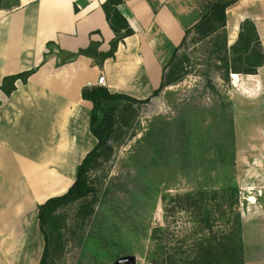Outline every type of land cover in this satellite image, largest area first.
<instances>
[{"label": "crops", "instance_id": "1", "mask_svg": "<svg viewBox=\"0 0 264 264\" xmlns=\"http://www.w3.org/2000/svg\"><path fill=\"white\" fill-rule=\"evenodd\" d=\"M19 1L17 9L0 11V84L4 77L36 71L26 84L16 82L9 97L0 93V264H39L45 242L38 206L71 187L96 143L82 89L103 77L110 93L152 98L184 32L200 15L186 0H126L118 10L134 34L98 68L76 53L90 41L100 42L101 52L109 50L114 35L102 10L105 0ZM192 12L198 14L188 17ZM246 20L264 53V0H240L226 11L228 46ZM238 81L239 119L250 130L249 145L239 154L240 186L263 187L240 211L242 256L244 264H264V176L248 179L253 159L260 158L254 163L264 175V63Z\"/></svg>", "mask_w": 264, "mask_h": 264}, {"label": "rangeland", "instance_id": "2", "mask_svg": "<svg viewBox=\"0 0 264 264\" xmlns=\"http://www.w3.org/2000/svg\"><path fill=\"white\" fill-rule=\"evenodd\" d=\"M186 1L200 12L209 0ZM203 53L187 39L176 53L183 63L176 82L147 104L121 108L119 130L88 174L97 189L92 214L80 218L78 204L57 212L48 264H148L153 229L165 230L164 252L191 233L190 218L174 209L176 196L237 188L240 213L262 195L261 185L240 186L239 154L250 130L239 119L237 76L206 65ZM255 160L252 182L264 176Z\"/></svg>", "mask_w": 264, "mask_h": 264}, {"label": "trees", "instance_id": "3", "mask_svg": "<svg viewBox=\"0 0 264 264\" xmlns=\"http://www.w3.org/2000/svg\"><path fill=\"white\" fill-rule=\"evenodd\" d=\"M125 1L105 0L102 5L105 19L114 35L109 43V50L101 52L99 51L101 43L90 41L85 49H80L76 53V57L89 58L98 68H101L107 59L114 58L119 44L134 34L125 17L118 10V6ZM239 1L209 0L205 3L199 12V21L184 32L180 46L187 39H191L194 45L202 44L206 65L215 63V69L224 68L227 75H255L264 63V53L255 26L250 21H244L240 26L236 42L228 46L226 11ZM18 7H20L19 0H0V11L11 12ZM50 46L47 44L49 51H51ZM177 50L178 48L167 67L168 72L164 73V81L152 97L162 88L176 82L177 73L183 68L182 61L176 59ZM216 63L221 68L217 67ZM35 71L33 69L4 77L0 84V93L9 97L16 90V82L26 84ZM239 76L233 83L234 86L239 83ZM81 98L91 105L89 130L96 143L77 166L71 187L64 194L50 198L38 206V221L45 242L39 264H48L52 245L51 233L59 231L57 215L59 210L78 204L77 214L80 218L92 214L97 199V189L88 174L100 157V152L108 147L117 134L121 108L144 105L151 99L138 101L124 94L110 93L100 86L83 88ZM238 199V189L232 187L224 191H199L176 196L174 200L172 199L175 204L174 209L179 207L190 218L191 233L183 237L180 246L171 247L170 251L164 252L161 241L165 230L160 227L153 229L151 240L157 243L154 252L149 256L148 264H244ZM180 201L182 207L179 206ZM164 211L167 212L166 206Z\"/></svg>", "mask_w": 264, "mask_h": 264}, {"label": "built area", "instance_id": "4", "mask_svg": "<svg viewBox=\"0 0 264 264\" xmlns=\"http://www.w3.org/2000/svg\"><path fill=\"white\" fill-rule=\"evenodd\" d=\"M97 86H100V87H104L105 86L104 85V78L103 77H101V78L98 79Z\"/></svg>", "mask_w": 264, "mask_h": 264}, {"label": "water", "instance_id": "5", "mask_svg": "<svg viewBox=\"0 0 264 264\" xmlns=\"http://www.w3.org/2000/svg\"><path fill=\"white\" fill-rule=\"evenodd\" d=\"M168 70V69H167ZM167 70L165 71V74L167 73Z\"/></svg>", "mask_w": 264, "mask_h": 264}]
</instances>
